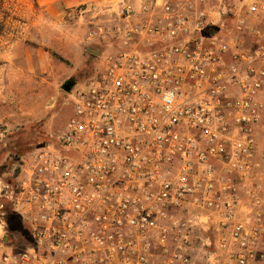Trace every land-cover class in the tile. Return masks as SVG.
<instances>
[{"label":"built area","instance_id":"built-area-1","mask_svg":"<svg viewBox=\"0 0 264 264\" xmlns=\"http://www.w3.org/2000/svg\"><path fill=\"white\" fill-rule=\"evenodd\" d=\"M118 22L22 160L9 201L31 243L1 220L0 264L263 261L264 0L124 3Z\"/></svg>","mask_w":264,"mask_h":264},{"label":"rangeland","instance_id":"rangeland-1","mask_svg":"<svg viewBox=\"0 0 264 264\" xmlns=\"http://www.w3.org/2000/svg\"><path fill=\"white\" fill-rule=\"evenodd\" d=\"M151 1L119 0L62 8L58 3L40 6L36 0H0V221L5 222L6 207L12 211L9 195L22 160L44 139L42 132L55 137L62 128L53 122L48 129L47 123L75 91L74 84L65 92L64 84L82 82L99 55L117 47L114 32L124 3L139 6ZM91 31L98 33L94 39H88ZM74 41L83 43L80 52ZM87 47L96 48L98 56ZM41 121L44 125L38 124ZM257 146L264 153V116Z\"/></svg>","mask_w":264,"mask_h":264},{"label":"trees","instance_id":"trees-1","mask_svg":"<svg viewBox=\"0 0 264 264\" xmlns=\"http://www.w3.org/2000/svg\"><path fill=\"white\" fill-rule=\"evenodd\" d=\"M86 50L88 52H90L91 54H93L94 56H98V54L96 52V48L87 47ZM94 68L92 70L88 68L86 70L87 72L85 71L86 72L85 73V75H86L85 79H87L89 76L92 75ZM67 83L70 86L77 84V83L73 82L72 80L68 81ZM38 124L44 125V121H41ZM40 134H41V131H38L39 136H40ZM42 134L44 136V139L38 143L37 147L53 142V138L51 137V135H47L46 133H43V132H42ZM38 135H36V136H38ZM33 136H34V134H33ZM31 138H32V136H31ZM14 183H15V181H14ZM14 183L12 185H14ZM11 210L12 211H10V209L6 207L5 210L3 211L5 222H6L5 223L6 224L5 241L8 244L13 245L15 248H20V247L29 245L31 243V238L29 235L27 224L19 218V216L13 211L12 207H11Z\"/></svg>","mask_w":264,"mask_h":264},{"label":"crops","instance_id":"crops-1","mask_svg":"<svg viewBox=\"0 0 264 264\" xmlns=\"http://www.w3.org/2000/svg\"><path fill=\"white\" fill-rule=\"evenodd\" d=\"M118 1L119 0H36V3L40 6H45V7H49L50 5L58 3V4L62 5V8H68V7H72V6L81 4V3H94V4H98V5H105V4H110V3L115 4ZM74 44H75V48L77 49V52H80V50L82 49L81 45L83 43L81 41H76V42L74 41ZM77 62H78V60L76 61V63ZM69 113H70V107L67 104H64V107H62L53 116L55 121H54V119L48 120L47 128L52 129V127L50 125L53 124V122H55L60 127H63Z\"/></svg>","mask_w":264,"mask_h":264},{"label":"water","instance_id":"water-1","mask_svg":"<svg viewBox=\"0 0 264 264\" xmlns=\"http://www.w3.org/2000/svg\"><path fill=\"white\" fill-rule=\"evenodd\" d=\"M63 87H64V91L68 92L71 86L68 83H65Z\"/></svg>","mask_w":264,"mask_h":264}]
</instances>
